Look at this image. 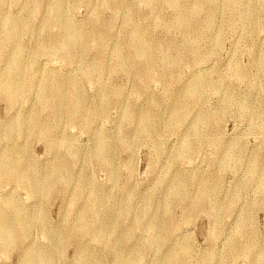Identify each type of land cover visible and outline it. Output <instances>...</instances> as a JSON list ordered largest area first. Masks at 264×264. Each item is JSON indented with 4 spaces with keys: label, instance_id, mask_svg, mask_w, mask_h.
Here are the masks:
<instances>
[{
    "label": "rangeland",
    "instance_id": "obj_1",
    "mask_svg": "<svg viewBox=\"0 0 264 264\" xmlns=\"http://www.w3.org/2000/svg\"><path fill=\"white\" fill-rule=\"evenodd\" d=\"M55 1L0 0V264H264V0Z\"/></svg>",
    "mask_w": 264,
    "mask_h": 264
},
{
    "label": "bare ground",
    "instance_id": "obj_2",
    "mask_svg": "<svg viewBox=\"0 0 264 264\" xmlns=\"http://www.w3.org/2000/svg\"><path fill=\"white\" fill-rule=\"evenodd\" d=\"M142 1H144V2H146L148 4H151L153 2V0H142ZM172 3L176 4L174 1H172ZM50 9L52 11H54L55 13L60 14V16H61V18L63 20L62 25H63L64 32H67V34L69 36V39L67 40L66 43H64L62 45V48L65 49L66 47H68V45L76 44L77 41H78V39H80L81 36L84 34V31L80 30L79 28H78L79 30L77 28H73L71 26V24L68 21H66L65 16L61 14V12H62V3H61V1L56 0L52 4V6H51ZM15 22L16 23H13L10 27H8V30H7L6 35H5L6 36L5 41H7V42L13 41L12 42V45L14 46L16 52H20L21 46L17 42V31L16 30H18V28H19V26L21 24L26 23V21L23 20V23L20 22V21H15ZM130 28H131L130 29V36H131V40H132V43L131 44L134 46V50H136L140 46H143L142 50L146 54L151 53V49L150 48L152 46H151L149 40L147 39L146 32L144 30H141L139 27H137V25H134L133 23H130ZM163 59H166V58L163 57ZM8 75L9 76L19 75V67H14V68H11L10 70H8ZM199 83L200 84H197L195 87H193V90L197 89L199 85H203L204 84V81L203 80H200ZM5 86L7 87V85H5V81H3L0 78V88H4ZM70 89L71 90L69 91V95L67 97V104L69 105V108H68L69 116L71 118H73L74 116L78 115L82 111L81 110L82 108L80 107L81 99L75 94L72 86L70 87ZM42 91L43 90H41V92ZM43 94H42V97L44 98ZM101 100L104 101L105 98L102 97ZM105 102H106V100H105ZM105 102H104V104H105ZM139 130H141L142 132H149L150 131L149 127L146 124H144L143 128H140ZM103 159H104V161H109L111 158L106 155ZM21 169H22V167L21 168L18 167V164H15V165H12V166H8L7 164H2V165H0V171H1L0 175H3V176H11V177H14V178H18L19 175H20V173L24 171L23 170L24 168L22 169L23 171ZM26 179L28 180L29 185L33 186V185L36 184L35 185V188L37 190L40 189L41 184L34 183V182L30 181L28 178H26ZM175 185L179 186V183L176 182ZM2 214H3V212H2ZM0 215H1V211H0ZM23 218L24 217L22 215H17V220L19 222L20 221H23ZM2 219H5V215H1V220ZM83 226H85V228L87 229L86 225L83 224ZM100 227H101L102 230H104L105 228H107L106 225H101ZM5 228H6L5 225H1V228H0V239H6L7 240L9 237L12 238L13 235L10 232H8L7 229H5ZM145 228H147L146 225H145ZM21 229H22L23 232H25V231H27V226L25 225ZM42 229L45 230V225L44 226L42 225ZM52 236H53V234H52ZM6 242H8V241H6ZM35 256H37V254ZM90 259H91V257H90ZM94 260H96V259H94ZM85 264H87V262ZM88 264H92L90 262V260H89V263Z\"/></svg>",
    "mask_w": 264,
    "mask_h": 264
}]
</instances>
